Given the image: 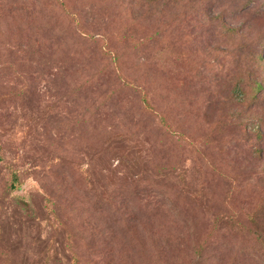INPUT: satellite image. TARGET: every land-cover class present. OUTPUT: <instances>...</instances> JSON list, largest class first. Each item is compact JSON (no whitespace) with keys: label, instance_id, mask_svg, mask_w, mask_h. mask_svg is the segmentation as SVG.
Returning <instances> with one entry per match:
<instances>
[{"label":"rangeland","instance_id":"1","mask_svg":"<svg viewBox=\"0 0 264 264\" xmlns=\"http://www.w3.org/2000/svg\"><path fill=\"white\" fill-rule=\"evenodd\" d=\"M0 264H264V0H0Z\"/></svg>","mask_w":264,"mask_h":264},{"label":"trees","instance_id":"2","mask_svg":"<svg viewBox=\"0 0 264 264\" xmlns=\"http://www.w3.org/2000/svg\"><path fill=\"white\" fill-rule=\"evenodd\" d=\"M16 179H15V177L13 176L12 177V182H14ZM11 187H13L14 185H13V183H11V185H10Z\"/></svg>","mask_w":264,"mask_h":264}]
</instances>
